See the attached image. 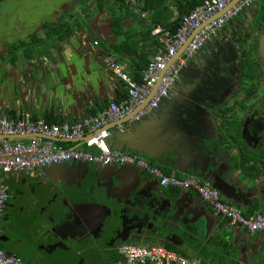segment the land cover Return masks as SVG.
I'll use <instances>...</instances> for the list:
<instances>
[{
	"label": "flooded vegetation",
	"instance_id": "af4514ba",
	"mask_svg": "<svg viewBox=\"0 0 264 264\" xmlns=\"http://www.w3.org/2000/svg\"><path fill=\"white\" fill-rule=\"evenodd\" d=\"M24 1L0 0L1 38L9 39L10 33L20 32L18 26L26 21L15 26L9 20L21 14L37 25V34L43 33L46 22H35L36 11L24 9ZM82 1L70 0L66 4L67 0H43V6L47 2L51 6L42 7L39 17H52L61 9L66 20L71 6ZM260 17L258 10L252 18L255 25L251 29L243 32L236 27L224 38V29L237 23L239 16L227 23L215 36L220 42H207L193 59L186 62L167 98L152 114L153 117L158 115V120L170 97H182L185 102L192 100L191 105L188 104L189 113L199 112L200 120L208 126V136H211L210 140L203 142L198 155L201 157L207 151L206 161H211L214 170L216 168L214 176L242 174L250 179L264 180V24L259 26L257 23ZM3 38L0 39L1 49ZM9 48H3L2 52L10 53ZM146 136L149 150L161 151V139ZM185 138L181 137L184 143L180 150L172 144L160 152L159 160L165 166L174 164L177 156L183 160L193 154ZM203 147L206 148L201 151ZM147 162L154 163L155 160ZM55 171L60 173V179L54 183L47 180L44 172L35 178H23L29 182L27 193L33 192L45 201L41 211L48 228L45 255L59 254L70 258L66 264H78V251L83 250L87 252L82 257L86 259L85 264H111L114 255L110 257L109 253L116 251L121 240L144 242L149 235L162 236L167 231L174 232L171 226L176 224L178 213L169 217L167 205L170 203V208L174 206L176 198L171 193L179 189L159 187L158 181L144 171L129 165L100 166L81 162L61 165ZM196 177L200 178L199 175ZM139 178L143 182L133 192ZM211 182L214 184L213 180ZM8 189L7 186V194ZM153 194L156 196L154 199ZM9 198L8 194L4 207ZM93 202L104 217L99 229L82 211V208L95 204Z\"/></svg>",
	"mask_w": 264,
	"mask_h": 264
},
{
	"label": "crops",
	"instance_id": "0c3cea01",
	"mask_svg": "<svg viewBox=\"0 0 264 264\" xmlns=\"http://www.w3.org/2000/svg\"><path fill=\"white\" fill-rule=\"evenodd\" d=\"M136 1L139 2L138 10L126 6L123 0H83L71 6L66 20L60 18L59 21H65L72 30L63 39L47 37L45 33H39L38 37L28 34L18 53L6 54L4 51L0 61V116L43 119L46 123L51 122L49 124L75 123L95 115L108 102L120 100L125 94V86L112 73L106 61H114L129 78L139 80L142 70L156 52V40L149 35L151 26L174 27L189 9L188 5L194 2ZM259 1L241 14L237 23L224 29V38L236 27L242 31L249 29L245 19L255 17ZM141 11L148 13L147 18L141 17ZM211 41L217 42L215 37ZM153 112L145 116L144 121L154 123L163 118L160 113L157 120L158 115L153 117ZM125 128L128 130L130 126ZM110 142L114 148L120 147L117 139ZM58 145L62 148L74 147L69 142H59ZM61 165L46 168L44 174L48 181L54 183L60 179V173L54 172V169ZM203 167V171H196L195 174L189 171L188 175L178 173L176 176H192L203 182L213 180L211 186L225 193L220 195L223 202L239 209L245 216L264 214V180L250 179L242 174L234 177L211 175L210 170L214 168L211 161L205 162ZM160 168L170 173L174 169L164 163ZM9 175L0 173L8 188L27 187L29 184L23 179L26 177L23 174L21 179L18 176L8 178ZM174 191L171 194L176 198L175 202H179L172 212L167 213L169 217L178 213L176 224L171 226L174 232L167 231L162 236L149 235L147 241L134 242L149 245L146 247H164L198 264H212L213 261L217 264L222 261L226 264H264V232L249 233L238 226H230L227 220L215 217L211 208L193 190ZM252 203L254 208H251ZM250 209H253L251 213ZM121 241L120 245H131L127 242L132 240ZM8 246L6 241H0V250L20 259L19 252H13ZM84 253L83 250L78 251V254ZM109 254L118 260L116 251Z\"/></svg>",
	"mask_w": 264,
	"mask_h": 264
},
{
	"label": "built area",
	"instance_id": "2783aa9c",
	"mask_svg": "<svg viewBox=\"0 0 264 264\" xmlns=\"http://www.w3.org/2000/svg\"><path fill=\"white\" fill-rule=\"evenodd\" d=\"M123 1L129 8L138 10L139 2L136 0ZM256 1L238 0L233 3L234 0H203L188 14L181 16L174 27L151 26L149 35L156 40V52L142 70L140 79L132 80L119 65L107 60L109 69L123 82L125 94L120 100L108 102L95 115L82 121L49 124L43 119L0 116V173H21L28 178H35L48 167L70 162L134 166L156 179L161 188L195 191L202 202L211 208L213 215L227 220L230 226H238L249 233L264 232V214L243 215L239 209L223 202L219 192L210 183L192 176L178 178L174 172L165 175L160 167L138 155L113 150L108 143L111 126L127 117L128 124L140 121L157 110L167 98L186 62L193 59L227 23L250 9ZM147 16V12L141 11L142 18ZM185 44L183 53L175 59ZM114 130L123 132V126L118 125ZM59 142L73 143L74 147L62 148ZM7 195V186L0 178V216ZM116 254L118 260L111 264H198L161 246L122 244L116 248ZM0 264H21V261L0 250Z\"/></svg>",
	"mask_w": 264,
	"mask_h": 264
},
{
	"label": "water",
	"instance_id": "95a60500",
	"mask_svg": "<svg viewBox=\"0 0 264 264\" xmlns=\"http://www.w3.org/2000/svg\"><path fill=\"white\" fill-rule=\"evenodd\" d=\"M238 0H234L233 3L237 2ZM253 6L250 8L252 9ZM243 11L241 14L245 13ZM264 27V26H263ZM247 30L243 31L246 32ZM261 31V29H260ZM218 42L219 39L216 38ZM211 43V42H209ZM187 44V43H186ZM181 49V51L178 53L175 59L179 58L180 55L183 53L184 48ZM195 61V60H194ZM182 70V69H181ZM158 85H156L155 89ZM149 99L146 100V102ZM191 101L187 99V102L182 97L172 98L170 97L167 99L166 107L163 109L161 115L163 118H160L159 121L153 122H147L144 121L145 119L142 118L140 121L133 122L131 124H128L129 117L124 119L123 121L119 122L116 125L111 126L109 129L112 131L110 137L108 138V143L110 147L113 150L120 151V152H132L137 153L139 156L143 157L145 160H155V164L157 166H163V162L159 160L160 152L165 150L166 147L173 146L177 148L178 150L181 149L182 143H184L181 140V137L184 136L185 142H188V147L191 150V153H193L189 158L181 159L179 156L175 157L177 160L174 162V164L168 166V167H174L173 172L174 174L182 173L185 175H188V172L191 171V174H195L196 171H203V165L204 162L207 160L205 157L204 152L199 157L198 152L199 148L203 145V142L210 140L211 136H208V126L201 122L199 117V112H192L189 113L188 110V104L191 105ZM145 102V103H146ZM158 109V108H157ZM189 113V115H188ZM177 118V121H176ZM164 119V121H163ZM167 121V122H166ZM182 121H186L185 123ZM122 125L123 126V132L115 131L114 128L116 126ZM126 125H129L130 128L128 130H125ZM212 133V132H211ZM146 135H150L149 137L153 136L154 138L161 139V145L163 148H161V151L156 150L155 148H152L149 150V141ZM118 140L120 147L111 145L110 140ZM206 147L201 148V151H203ZM176 156V155H175ZM207 162V161H206ZM216 171V168L214 170H210V174L212 175ZM204 173V172H203ZM208 175V173L206 174ZM204 180V178H203ZM142 180L139 178L138 183L136 185V188L133 192H136L140 185L142 184ZM209 183L211 182L208 181ZM159 186V185H158ZM220 195H223L225 193H220L219 189L216 186H213ZM153 199L156 198L155 194L152 195ZM183 198V197H182ZM180 200V199H179ZM182 200V199H181ZM154 201V200H153ZM179 201L175 202V205L178 204ZM95 203V202H93ZM170 203L167 205V210L169 209L170 212L173 211L175 208V205L170 208ZM97 204H93L91 207L82 208V211L87 217H90L92 221L95 223L94 226L98 227L101 225L104 217L103 214H101L100 210L97 208ZM109 214V211L107 210V215ZM99 225V226H98Z\"/></svg>",
	"mask_w": 264,
	"mask_h": 264
},
{
	"label": "rangeland",
	"instance_id": "374dc122",
	"mask_svg": "<svg viewBox=\"0 0 264 264\" xmlns=\"http://www.w3.org/2000/svg\"><path fill=\"white\" fill-rule=\"evenodd\" d=\"M69 1L67 0L66 4H68ZM43 5V0H35L34 4L30 0L22 2V7H24V9H33L36 11V15L34 16L36 19L33 17L35 22L38 20L39 23H56L61 17L64 16L63 11L60 9L59 11H56V13L53 15L54 17L45 16L41 19L39 14L42 7L44 9L51 6V4L48 2L46 6ZM241 16L242 15H239V17ZM9 21L15 26H18V23H22L23 21L26 22L18 26V30L20 31L19 33H10L11 37L9 39L2 37L3 48L9 46L11 47L15 44H23L26 42L25 39L27 38L28 34L35 35L36 37L39 36L35 31L37 25H34L30 18L26 15L21 14L18 15V17H12V19ZM245 22L248 24L249 29H251L254 25V21L252 20L245 19ZM27 26L31 27L27 28ZM2 38L0 37V39ZM2 49L0 48V56L3 55ZM3 61H6V59ZM193 61L194 60H192V62ZM17 176L21 179L22 174L11 173L8 178H15ZM27 190L28 187L23 186H20V188L16 187V189H8L10 198L2 210L0 216V241H6L10 245L8 248L12 249V251L15 253L19 252L22 264H66L70 261V258L61 257L59 254L53 256L45 255L44 249L47 246L48 228L44 223V220H42L44 214H41L45 201H42L33 192L27 193ZM127 243L135 246H149L147 244H140L134 241ZM85 254L87 255V252H85L83 255L78 254V257H76V259L79 260L78 264H85L86 259H84L85 257L82 258ZM226 263V261L221 262V264ZM212 264H217V262L213 261Z\"/></svg>",
	"mask_w": 264,
	"mask_h": 264
},
{
	"label": "trees",
	"instance_id": "16d2710c",
	"mask_svg": "<svg viewBox=\"0 0 264 264\" xmlns=\"http://www.w3.org/2000/svg\"><path fill=\"white\" fill-rule=\"evenodd\" d=\"M155 1H156L155 3H159L160 2V0H155ZM202 1L203 0H200L198 2V1L194 0L193 4L188 5L190 7H189V9L187 11H185L184 15L188 14L192 9H194V7H196L197 5L201 4ZM259 12L261 13V17L259 18L257 23L259 24V26H261L262 24H264V0H262L260 2V4H259ZM42 31H43V33H45V35L47 37H56L58 39H63L64 37L69 35L72 30H71L69 24H67L66 22L63 23V24H61L59 22H56V23H46L43 26ZM23 46H24V43L23 44H19V45L11 46L9 48V51H10L11 54H15L18 51V49L22 48ZM49 123H51V122H49ZM54 123H57V122H54ZM150 164L155 165L154 163H150ZM162 171H163V173L165 175H169L170 174L169 170L167 171V170H163L162 169ZM251 208H254V203H252ZM252 211H253V209H250V213ZM116 260H117V257L115 256L113 261H116Z\"/></svg>",
	"mask_w": 264,
	"mask_h": 264
}]
</instances>
